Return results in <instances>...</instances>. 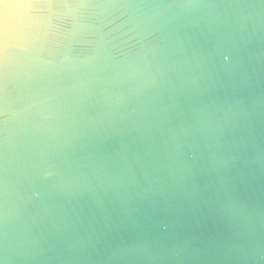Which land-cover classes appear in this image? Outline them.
<instances>
[{
	"label": "clouds",
	"instance_id": "1",
	"mask_svg": "<svg viewBox=\"0 0 264 264\" xmlns=\"http://www.w3.org/2000/svg\"><path fill=\"white\" fill-rule=\"evenodd\" d=\"M264 0H0V264H264Z\"/></svg>",
	"mask_w": 264,
	"mask_h": 264
},
{
	"label": "water",
	"instance_id": "2",
	"mask_svg": "<svg viewBox=\"0 0 264 264\" xmlns=\"http://www.w3.org/2000/svg\"><path fill=\"white\" fill-rule=\"evenodd\" d=\"M259 182H264V175L258 178ZM32 264H101L99 261H82V260H64V259H48L44 261L32 262Z\"/></svg>",
	"mask_w": 264,
	"mask_h": 264
}]
</instances>
